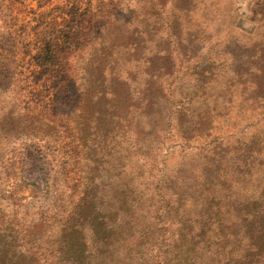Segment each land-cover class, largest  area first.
Here are the masks:
<instances>
[{
    "label": "trees",
    "instance_id": "obj_1",
    "mask_svg": "<svg viewBox=\"0 0 264 264\" xmlns=\"http://www.w3.org/2000/svg\"><path fill=\"white\" fill-rule=\"evenodd\" d=\"M154 1L161 9L171 4L167 38L174 37L180 45L174 12L190 14L202 0ZM246 2L244 11L230 5L224 12L240 30L238 16L249 23L260 17L259 32L245 40L234 37L230 42L227 35L223 44L228 43L220 49L224 57L205 60L198 73L189 74L191 87L184 89V80L174 77L177 91L171 95L183 94L202 81L207 87L214 83L240 86V96L228 94L225 99L215 95L212 107L174 104L172 111L162 107L168 97L163 86L172 77L175 58L167 47L159 48L154 56L161 63L146 77L141 91L150 106L144 109L150 108V113L138 112L135 94L141 92L130 88V72L122 67L130 56L136 57L139 47L132 23L126 30L121 28L125 25L119 2L83 6L71 0L63 6L55 30L42 31L34 43L35 53L27 54L33 63L16 64L20 75L26 74L25 69L34 74V86L26 93L31 97L23 108L45 118L53 107H73L86 121L94 113L96 123L103 117L102 110L108 108L110 124L122 121L127 139L136 138L134 130L138 134L144 131L143 119L152 120L156 136L171 132L179 144L197 151L199 171L184 184L178 182L176 172L164 171L156 179V187L149 190L139 188L138 173L133 168L136 165L128 161L125 180L120 184V209L115 212L118 218L113 216L109 201L104 204L99 198L98 185L104 183L96 184L94 175L72 205L61 211L63 219L48 223L39 216L24 226L15 218L18 211L13 208V218L5 227L7 237L0 236V264H264V160L256 142L261 141L264 112L251 117L253 111L247 108L250 99L243 98L249 90L264 102V0ZM2 10L6 13L0 16V48L5 46L3 36L9 34V15L6 8ZM99 17L105 20L97 26ZM100 26L103 34L96 42ZM16 46L18 43L13 44L14 49ZM148 62L152 65V56ZM214 69L217 73L213 76ZM5 73L9 77V71ZM205 73L210 77L204 81ZM262 119L261 128L256 124L246 137L236 134L239 124L246 123V127L248 122ZM166 122H171V127L169 124L164 133ZM74 128L81 134L77 136L80 141L85 132ZM67 129L63 127L65 134ZM214 130L219 135L234 132L231 140L225 141L215 139ZM47 132L39 127L16 134L45 136ZM8 134L9 129L0 124V135Z\"/></svg>",
    "mask_w": 264,
    "mask_h": 264
},
{
    "label": "rangeland",
    "instance_id": "obj_2",
    "mask_svg": "<svg viewBox=\"0 0 264 264\" xmlns=\"http://www.w3.org/2000/svg\"><path fill=\"white\" fill-rule=\"evenodd\" d=\"M68 1L71 0H0V5L4 6V8L0 7V16L6 13L2 10L5 8L7 16L9 15L7 19L9 34L3 36L2 45L5 46L0 48V124L9 129L6 137L0 135L1 237H7L5 227L13 218V208L18 211L15 218H19L24 226L39 216L48 223L63 219L61 211H66L72 205L78 192L86 188L92 175L97 179L96 184L104 183L98 185L99 198L104 204L109 201V205L113 207L112 213H115L118 208L120 209L122 199L120 184L125 180L124 170L128 161L136 165L133 168L134 172L138 173L139 188L146 186L149 190L156 187V179L164 171L176 172L180 184H184L199 171L197 151L179 144L171 132L156 136L152 132V120L141 119L144 131L138 134L134 130L136 138L127 139L128 135L122 121L114 120L110 124L108 108L102 110L103 117L97 123L94 121L96 117L94 113H91V118L89 115L91 121H86L78 117L80 114L74 113L73 107H60V110L53 107L50 115L45 118L23 108L24 102L31 97L26 93L34 86V74L27 73L25 69L23 71L26 74L20 75L21 68L16 64L29 63V61L33 63L27 54L35 53L34 43L39 39L42 31L55 30L54 25L61 20L63 6ZM77 1L83 6L109 2V0ZM113 1L119 2V11L125 25L121 28L126 30V26L132 23L131 28L137 30L139 49L136 57L130 56L129 63L122 66L127 68L128 71L125 70L127 73L130 72L129 84L132 90L142 91L143 83L148 81L146 77H149V73L154 72L161 63L160 59L154 56L155 49L167 47L174 53L175 68L172 69V77L168 79L166 86H163L168 97L162 102V107L171 111L174 104L181 107H212L215 95L220 94L225 99L228 94L240 96L242 90L240 86L228 87L214 83L207 87L202 81L197 82L190 90H186L188 94L185 91L177 96L171 95L177 91V80L175 81L174 77L181 82L184 80V89L191 87L193 83L189 82V74L198 73L205 60L220 61L224 57L220 53L221 46L226 45L234 37L245 40L247 37H252L256 30V33L259 32L258 26L263 22L260 17L249 23L238 16L236 25L243 29L240 30L234 27L232 21L230 23L229 15L224 12V9L230 5L239 7L241 11L246 10L248 5L246 0H202L190 14L184 11L174 12V15L178 16L177 30L178 33L180 32V40L182 39L180 45H177L174 37L167 38V29L172 21L169 2L165 9H161L155 5L154 0ZM103 20L104 17H99L97 26L102 24ZM102 27L100 26L99 32L95 35L96 42L102 37ZM250 29L252 32L247 34V30ZM227 35H229L228 42L223 44ZM14 43H18L16 49L13 48ZM151 56L152 65L148 62ZM154 63L155 67H153ZM6 71H9V77ZM216 73L217 70L214 69L213 76ZM205 74L202 75L204 81L210 77L209 73ZM106 78L108 81L109 76L107 75ZM135 97L138 112L150 113L148 110L150 108L144 109L150 107L144 94L136 93ZM243 98L250 99L246 101L247 108L253 111L251 117L264 112V102L259 96L252 95L247 90ZM245 104L241 102V107H245ZM261 122L263 119L258 122L252 120L246 127V123L239 124L236 134H244L243 136L246 137L256 124L257 128H261L259 125ZM169 124L171 127V122ZM169 124L165 123L164 133L168 131ZM75 126L85 132L82 133L80 141H77V136L81 134L76 133ZM262 126L264 127V124ZM39 127L42 131H48V135H33L30 134L31 132L26 135L16 134L22 129L28 131L35 128L37 131ZM63 127H68L66 134L63 132ZM215 131L214 138H223L225 141L231 140V134L234 132L219 135ZM259 138L261 141L257 139L256 142L261 148L264 160V129ZM111 196L113 199H110ZM113 216L118 218L116 213Z\"/></svg>",
    "mask_w": 264,
    "mask_h": 264
}]
</instances>
